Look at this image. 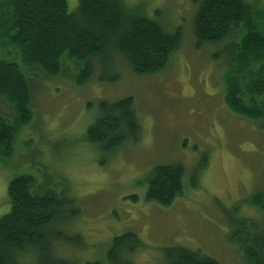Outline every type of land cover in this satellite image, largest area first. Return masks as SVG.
<instances>
[{
    "label": "rangeland",
    "instance_id": "374dc122",
    "mask_svg": "<svg viewBox=\"0 0 264 264\" xmlns=\"http://www.w3.org/2000/svg\"><path fill=\"white\" fill-rule=\"evenodd\" d=\"M66 1L75 11L78 0ZM125 1L169 30L180 25L181 47L156 73L135 74L122 61L111 65L106 76L115 72L114 81L100 80L94 62L91 77L76 85L81 64L66 54L56 76L24 68L33 117L18 132L12 157L0 160V215L9 208L8 181L28 173L36 186L51 188L68 205L72 222H58L52 230L80 234L73 247L56 242L54 256L110 264L111 239L132 231L140 245L124 252L121 264H162L164 248L173 245L197 249L221 264H245L240 237L231 233L234 226L233 233L249 229L247 221L264 222L250 202L252 193L264 191V120L232 112L224 100L228 42L193 46V12L201 0ZM0 55L21 64L12 46L0 47ZM125 96L134 100L139 138L111 150L89 141L86 128L100 115V101ZM0 113L12 116L2 98ZM175 162L184 168L182 194L168 205L147 200L151 170ZM73 207L78 212L71 217Z\"/></svg>",
    "mask_w": 264,
    "mask_h": 264
},
{
    "label": "trees",
    "instance_id": "16d2710c",
    "mask_svg": "<svg viewBox=\"0 0 264 264\" xmlns=\"http://www.w3.org/2000/svg\"><path fill=\"white\" fill-rule=\"evenodd\" d=\"M191 29L195 48L207 42H228V66L221 74L230 111L264 120V0L260 4L250 0H201L193 12ZM183 32L180 25L167 29L125 0H78L75 11H69L66 0H0V47L15 48L21 62L0 55V98L12 108L11 117L0 113V160L12 157L18 132L33 117L30 78L24 68L56 76L61 71V57L66 54L81 64L73 77L76 85L91 77L94 62L99 65L100 80H116L115 72L106 74H111V65L120 61L135 74H152L169 64L182 45ZM99 108L100 115L86 128L89 141L111 150L128 139L139 138L141 124L132 96L100 101ZM183 172L178 162L154 166L146 199L170 204L182 194ZM6 197L9 208L0 215V264H101L52 254L56 242L73 247L80 242V234L52 230L58 222H72L65 213L68 205L51 188L36 186L33 175L13 176ZM250 202L264 220V191L252 193ZM70 211L74 217L78 209ZM246 223L249 229L233 233L234 226L231 234L240 237L245 264H264V222L262 226L255 221ZM139 245L132 231L114 236L107 251L110 264L123 263L122 254H130ZM164 256L162 264H221L182 245L164 248Z\"/></svg>",
    "mask_w": 264,
    "mask_h": 264
},
{
    "label": "bare ground",
    "instance_id": "6f19581e",
    "mask_svg": "<svg viewBox=\"0 0 264 264\" xmlns=\"http://www.w3.org/2000/svg\"><path fill=\"white\" fill-rule=\"evenodd\" d=\"M208 255V254H207Z\"/></svg>",
    "mask_w": 264,
    "mask_h": 264
}]
</instances>
